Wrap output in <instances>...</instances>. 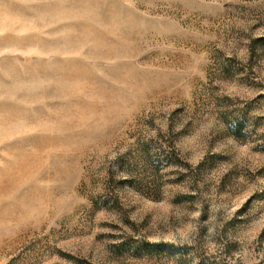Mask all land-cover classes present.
<instances>
[{"label":"rangeland","instance_id":"obj_1","mask_svg":"<svg viewBox=\"0 0 264 264\" xmlns=\"http://www.w3.org/2000/svg\"><path fill=\"white\" fill-rule=\"evenodd\" d=\"M0 264H264V0H0Z\"/></svg>","mask_w":264,"mask_h":264}]
</instances>
